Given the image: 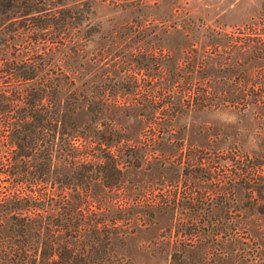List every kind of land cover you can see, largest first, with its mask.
I'll return each mask as SVG.
<instances>
[{"label":"rangeland","instance_id":"1","mask_svg":"<svg viewBox=\"0 0 264 264\" xmlns=\"http://www.w3.org/2000/svg\"><path fill=\"white\" fill-rule=\"evenodd\" d=\"M263 1L92 3L73 76L117 97L129 90L109 114L134 146L120 159L143 151L118 188L95 184L96 202L114 210L117 199L164 201L125 210L110 236L113 263L264 264V54L249 52L263 41L254 33L264 28ZM165 86L208 99L172 113L161 107Z\"/></svg>","mask_w":264,"mask_h":264},{"label":"trees","instance_id":"2","mask_svg":"<svg viewBox=\"0 0 264 264\" xmlns=\"http://www.w3.org/2000/svg\"><path fill=\"white\" fill-rule=\"evenodd\" d=\"M95 1L0 0V264H115L110 236L120 232L125 210L164 202L117 199L114 210L96 202L95 184L118 188L123 167L137 165L143 151L135 146L133 161L120 159L134 146L109 114L129 90L117 97L73 76ZM254 33L260 45L243 42H254L252 55L264 54V28ZM197 89L165 86L161 107L176 113L205 103L207 91Z\"/></svg>","mask_w":264,"mask_h":264}]
</instances>
